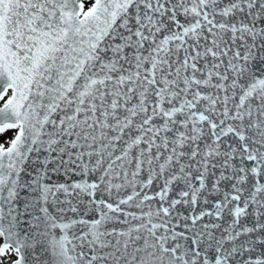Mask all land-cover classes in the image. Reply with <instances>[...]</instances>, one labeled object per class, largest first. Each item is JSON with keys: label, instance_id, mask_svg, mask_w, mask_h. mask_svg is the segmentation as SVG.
Here are the masks:
<instances>
[{"label": "snow or ice", "instance_id": "6c2138e0", "mask_svg": "<svg viewBox=\"0 0 264 264\" xmlns=\"http://www.w3.org/2000/svg\"><path fill=\"white\" fill-rule=\"evenodd\" d=\"M0 264H264V0H0Z\"/></svg>", "mask_w": 264, "mask_h": 264}]
</instances>
